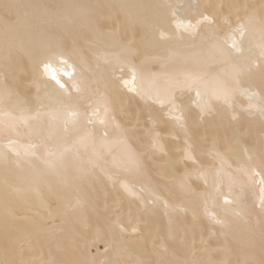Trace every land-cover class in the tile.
<instances>
[{
    "label": "bare ground",
    "instance_id": "obj_1",
    "mask_svg": "<svg viewBox=\"0 0 264 264\" xmlns=\"http://www.w3.org/2000/svg\"><path fill=\"white\" fill-rule=\"evenodd\" d=\"M218 41L231 60L213 54ZM57 45L64 56L35 76ZM65 72L91 90L53 105L51 76ZM262 109L264 0H0V261L259 260ZM229 180L240 198L223 226L213 185L227 192Z\"/></svg>",
    "mask_w": 264,
    "mask_h": 264
},
{
    "label": "snow or ice",
    "instance_id": "obj_2",
    "mask_svg": "<svg viewBox=\"0 0 264 264\" xmlns=\"http://www.w3.org/2000/svg\"><path fill=\"white\" fill-rule=\"evenodd\" d=\"M32 7V5H21V4H14V3H4L2 5V8L6 13L9 11L15 10L17 13H19V10L23 8ZM201 16L203 20L208 21L209 25L213 24L214 21L209 20L208 16H205L203 13H201ZM201 24V21H197V26ZM225 24L228 25L229 28H231V23L229 20H225ZM247 31V27L244 24H239L238 27L233 29L232 31V48L236 49L237 51L240 50L238 45H243L245 34ZM213 54L219 55L220 57L224 58L225 60H231V51L228 48V42H217V46L212 50ZM64 52L60 50V46L57 45L54 48L46 49L43 52L42 58L38 59V61L35 64L34 68V75L37 77L42 76L44 73H47L50 69L51 62L55 58L63 57ZM62 63L65 65L68 64V61L66 59L62 60ZM40 65H43L44 73H41L40 71ZM65 76L69 77V81L62 82L61 79H58L55 75L51 76V81H54L55 83L51 85L52 91L49 95V100L53 105H65L66 102H70L74 99L73 93L77 94H83L88 93L91 90V84L89 82V79L83 75H81V78L77 79L74 77L71 73L65 72ZM136 79L135 73H133V80ZM49 83V82H45ZM128 82L125 81V84ZM129 91H136L135 88L129 89ZM71 104L68 103L66 107H64L63 111L66 113L67 116L76 118L78 117V113L75 111H70ZM264 111V109H262ZM53 115L56 114L55 109H53ZM179 119V118H178ZM103 123V121H101ZM158 142V141H157ZM161 151H163V148L161 147ZM185 160H192L193 164H195V160L192 155V146H189V150L185 152V155L183 157ZM251 159V157H250ZM260 165L262 169H264V150L261 151L260 154ZM257 175L259 173H256ZM261 184L264 185V179L261 180ZM214 188L216 189L215 196L216 198L223 197V202L225 207V217L223 219L217 220V223L222 224L223 226H227L228 224V218H227V212L228 208L227 206L232 205L236 203L240 198V193L236 191L234 186V181L229 180L228 182V191L225 192L222 190L221 187L217 186L214 183ZM262 196H261V211H264V187L261 188ZM229 197H232L230 199ZM135 230V229H133ZM262 249H264V245H262ZM0 264H15V261H0ZM57 264H95V262H89V261H76V262H69V261H61L57 262ZM247 264H264V251H262L261 258L259 260H250L247 262Z\"/></svg>",
    "mask_w": 264,
    "mask_h": 264
},
{
    "label": "rangeland",
    "instance_id": "obj_3",
    "mask_svg": "<svg viewBox=\"0 0 264 264\" xmlns=\"http://www.w3.org/2000/svg\"><path fill=\"white\" fill-rule=\"evenodd\" d=\"M45 2H46V1H45ZM46 3H48V2H46ZM160 177H161V176H160ZM161 178H162V177H161ZM162 179H163V178H162ZM111 209H115V207H112ZM110 211H111V210H110ZM111 212H112V211H111ZM111 212H110V214L107 213L108 216H109V215H110V216L112 215ZM113 212H114V211H113ZM91 215H92V214H91ZM102 215H103V214H101V215H94L93 217H95V216L97 217V216H98V219L96 218V219H95V222L98 221V220H99V221H100V220L102 221L104 218H103V217H99V216H102ZM103 216L106 217V216H107L106 213H105ZM101 218H102V219H101ZM91 219H94V218L91 217ZM91 221H92V220H91ZM101 221H100V222H101ZM93 223H94V222H93ZM93 223L91 222V224L94 226ZM90 230H91V229H90ZM90 230H88V228H87V231H90ZM90 233H91V235H90ZM92 233H93V231L91 230V231L89 232V235L92 236ZM94 234H95V233H94ZM94 236H95V235H93L92 237H94ZM205 238L208 239V240H210L209 237H205ZM78 239H79V238H78ZM104 241H105V240H104ZM104 241H103V242H104ZM201 242H202V241H201V237H200V235H196V238H195V239H192V238H191V239L188 240V248H190L192 251H196V250L198 249V245H200ZM259 243H260V244H259ZM86 244H87V243H86ZM86 244H83L82 247H83V248H84V247H87V246L89 247L91 243L89 244V242H88V245H86ZM100 245H101V247L103 248V245H102V244H100ZM257 245H260V247H261V245H264V239H263V240H260V241L257 243ZM261 248H262V247H261ZM219 249H220V247L217 248V250H219ZM94 251H95V248H94ZM259 254L262 255V251H261V252L259 251ZM260 258H261V256H260ZM237 259L239 260L240 258H235V257H234V258H232L231 261H234V260H237ZM238 260H237L236 262H238Z\"/></svg>",
    "mask_w": 264,
    "mask_h": 264
}]
</instances>
